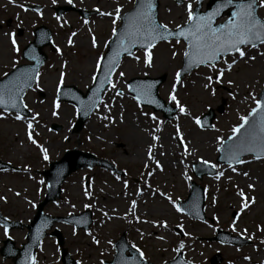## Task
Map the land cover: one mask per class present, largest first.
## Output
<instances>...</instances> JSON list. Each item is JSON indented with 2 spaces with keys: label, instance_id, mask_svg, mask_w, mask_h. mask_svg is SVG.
Listing matches in <instances>:
<instances>
[{
  "label": "rangeland",
  "instance_id": "rangeland-1",
  "mask_svg": "<svg viewBox=\"0 0 264 264\" xmlns=\"http://www.w3.org/2000/svg\"><path fill=\"white\" fill-rule=\"evenodd\" d=\"M63 1L69 0H56L57 3ZM133 1L71 0L75 8L96 10L87 23L82 21L75 10L69 11L58 21H53L50 10L47 13L44 11V21L52 20L56 27L55 44L59 52L48 53V59L39 71L38 83L23 97V103L31 111L30 117L17 120L15 113L0 110V159L19 167V171H0V197L3 198L0 199V212L11 220L28 224L35 213V206L44 195L45 182L41 173L48 166L46 161L58 160L66 150L76 147L106 158L126 172L125 176H119L98 167L80 169L66 178L62 184L61 197L44 207V212L52 216L78 214L86 209L92 212L93 222L87 231H76L64 223H55L52 227L62 233L64 245L76 264H102L104 260H110L114 253L113 243L121 233L125 234L132 246L140 249L146 260L154 264L172 258L178 249L183 251L186 259L196 264H209V258L217 252L223 258L220 264H262L264 159L247 157L243 159V164L229 167L217 163L216 156L221 141L255 105L257 94L264 84V44L256 48H242L246 57L247 54L256 57L262 55L260 58L263 59L249 61L245 60L246 57L240 58L239 53L227 56L226 60L221 58L216 63L215 70L205 65L197 67L184 75L179 83H176V72L182 64L185 50L183 41L177 43V40L171 39L156 43L150 49L135 50L122 59L113 75L118 82L115 83L112 77L108 89L123 95L116 94L114 106L107 113H100L102 120L95 115L99 110H95L90 115L94 117L93 122L89 117L78 132L72 130L76 119L73 106L64 102L56 103L54 100L60 80L82 91L91 86L92 81L85 84L80 74L87 71L86 81H90L92 72L95 75L97 64L107 47V40L121 23L120 18L115 16V10L126 7L123 12L128 11ZM163 1L170 11L172 8L178 9L172 15L168 11L169 19L158 18L160 24L170 30L177 28L179 19L187 18L186 5L189 2L195 4V0H182L179 4L174 0H159V3ZM29 2L54 4L47 0H0V78L15 65L24 62L13 48V40L18 48L21 46L20 40L25 43L32 39L31 29L39 19L33 12L22 11V4ZM206 3L207 0L203 3V10ZM257 12L264 20V7L258 8ZM226 18L224 15L217 22H223ZM79 40H84L85 44H80ZM148 57L151 58V67L145 64ZM233 58L237 62L231 70H227V64ZM158 59L160 63L166 61L163 67L167 70L157 66ZM125 67L130 68L129 77ZM221 69L225 70L218 83L217 76ZM141 72L147 74L142 75ZM163 74L165 82H162L158 91L160 98L177 107L176 101L170 99V95H175L179 104L185 108V113H190L191 119L194 118L169 139L171 144L162 135L166 131L173 133L171 124H175L179 118L182 120L179 108L175 118L164 119L161 112L141 107L128 94L126 87L133 77H157ZM165 74H169L167 79ZM209 76L213 78L211 83L206 79ZM164 84H167L166 88ZM174 84L176 87L173 92ZM205 84H209V87L206 88ZM164 88L169 91V96L163 93ZM222 100L225 101L224 111L216 113L212 128L199 127L196 120L209 108L216 109ZM99 106L101 108L102 103ZM64 110L68 114H63ZM54 111L56 115H53ZM126 114L148 124V152L145 142L123 137L127 130H132L127 123L119 122V117ZM152 115L156 117L155 120L150 118ZM29 122L32 124L31 129L27 127ZM52 124L59 125L60 129L51 130ZM162 124L165 127L150 135L152 127L157 128ZM189 128L196 129V132L189 136L186 133ZM169 149L172 154L168 152ZM175 157L180 161L175 162ZM197 161L215 165L216 174L201 180L195 178L191 173V163ZM190 181L197 182L205 190L204 222L195 221L176 210V202L185 198ZM106 194L112 198L108 199ZM244 203L249 206L243 208ZM233 211L236 216H233ZM126 212H130V216H126ZM106 213L115 214L119 218L105 220ZM165 224L166 227L161 226ZM217 228L245 236L252 243L238 248L209 240L216 234ZM26 232L27 229L22 227L10 231L7 236L15 241L16 246H20L25 242ZM5 237V231L0 226V246ZM11 263L10 259L4 260L0 256V264ZM35 264H61L59 248L53 237L48 235L42 241L37 249Z\"/></svg>",
  "mask_w": 264,
  "mask_h": 264
},
{
  "label": "snow or ice",
  "instance_id": "snow-or-ice-1",
  "mask_svg": "<svg viewBox=\"0 0 264 264\" xmlns=\"http://www.w3.org/2000/svg\"><path fill=\"white\" fill-rule=\"evenodd\" d=\"M70 2L71 0H69V3ZM53 3H55V0H53ZM202 3L203 0H196V5H201ZM262 7H264V0H217L215 6L211 10L199 12L196 10L193 3L189 2L186 5L187 29L173 33L168 31L166 25L155 24L152 14V0H139L137 10L130 17L126 18L128 23L126 24L125 31L122 35L129 42L140 39L148 41V47L153 46L154 42L157 40L166 39L167 36L175 35L177 37V43H180V37H183L187 42V50L184 51L183 56L187 58L191 64L197 67L205 65L206 67L215 70L216 61L225 55L239 53V57L244 58L245 51L242 50L241 46H251L252 48H256L257 43L264 44V20H261L256 13V9ZM225 9H231L230 16L223 23L217 24V18L222 19L221 14ZM115 11L117 14L121 12L120 8H117ZM105 15L110 14L105 13ZM113 23H115V21H113ZM180 27L181 26L179 25L177 26L178 29H180ZM160 29H163L164 32L162 33ZM113 34L115 35V30ZM69 42L71 43V40ZM93 44H95V41H93ZM120 46L125 47L124 39L121 40ZM13 48L17 51L19 50L16 48L15 40H13ZM125 50L128 51L129 49L125 47ZM57 51L59 52V49H57ZM172 55L175 56L176 53L173 52ZM249 59H255V57H249ZM236 62V59L233 58L231 63L227 64V70H231ZM145 64L151 67L150 57L146 58ZM99 67L100 63L98 62L97 68L99 69ZM114 67L115 64L113 63V65L110 66L109 71L113 70ZM224 70L225 69H221L217 76L218 83L221 82L220 77L223 76ZM120 75L123 76L124 73L121 72ZM180 77L181 73L179 71L176 72V83L180 82ZM93 79H95V77ZM206 79L211 83L213 78L209 76L206 77ZM29 80H31V76L17 79L16 81L10 82L9 85L0 88V106L13 109L17 108L18 104L16 99L19 97L20 93L23 92L24 88L29 86ZM112 86L115 87L114 84ZM175 87L176 85L174 84L173 92L175 91ZM205 87H209V84H205ZM150 89L151 85L139 88V95L149 96ZM116 94L118 96L123 95V93L119 91H117ZM170 99L176 101L177 107L181 113H185V108L179 104L175 95H170ZM139 102L138 99V103ZM147 102L152 103L153 101L149 99ZM255 103L256 107L252 109L249 116L258 113L260 116L259 121H253L251 123V127L239 144L229 146L228 158L230 160H235L237 163L244 162L240 160L239 157L245 151L251 152L255 148L264 151V98L256 99ZM20 104L25 108L27 107V105L23 104L22 100L20 101ZM56 107L58 108L59 105L57 104ZM88 107V105L84 106V108ZM56 114L57 113L54 111L53 115ZM15 119L21 120L23 117L17 112ZM152 119L155 120L156 117L153 116ZM240 119L245 123L248 122L246 117H241ZM196 123L199 125L201 122L197 119ZM27 127L28 129L32 128L31 122L28 123ZM244 127L245 124L242 123L239 127L233 128V134L235 135L239 133ZM29 139H32L31 134H29ZM153 139L157 138L153 137ZM231 139L232 137H229V140ZM32 142L35 143L34 140ZM257 158H259V156H257ZM45 159H47L46 155ZM157 167H159V164ZM213 167H215V165H213ZM229 167H231V164H229ZM233 171H235L234 168ZM222 174L223 173L220 175ZM245 175H247V173H245ZM249 187H251V185ZM0 199L3 198L0 197ZM133 206H135V202H133ZM248 206V203L242 205L243 208H247ZM176 210L180 211L179 208ZM161 226L166 227L167 225L165 224ZM5 235H7V229H5ZM94 242L98 243V241ZM133 247L135 248V245H133ZM180 247L183 248L184 245L181 244ZM136 251L140 253V257L143 259V253L140 252V249L136 248ZM32 264H35L34 259Z\"/></svg>",
  "mask_w": 264,
  "mask_h": 264
},
{
  "label": "water",
  "instance_id": "water-1",
  "mask_svg": "<svg viewBox=\"0 0 264 264\" xmlns=\"http://www.w3.org/2000/svg\"><path fill=\"white\" fill-rule=\"evenodd\" d=\"M216 2H217V0H210V3H209V9H207V10H211L214 6H215V4H216ZM137 3H139V0H137ZM152 3H153V9H152V14H153V18H154V21H155V24L157 25V23H156V15H157V6H158V3H157V0H152ZM196 10L197 11H199V6L196 8ZM200 12V11H199ZM121 31L122 30H120L119 32H118V37L117 38H119L120 37V35H121ZM175 36V35H174ZM167 37H170V36H167ZM146 44H148V42L146 43ZM36 43L34 42V43H32V44H30L29 46H28V48H26L25 49V51L26 50H28L30 47L31 48H33L34 50H36ZM39 49V48H38ZM39 51H40V49H39ZM43 59H44V57L43 56H41V54H40V52H38V54L37 55H35L34 57H33V60L35 61V64H40V63H42L43 62ZM38 62V63H37ZM112 66V65H111ZM109 68H110V66L108 67V69L106 70V72H105V74H104V77L102 78V79H99L98 80V84H100L101 82H103V85H102V87H101V89H103L106 85H107V83H108V78H109V75L111 74V72H112V70L111 71H109ZM114 69V68H113ZM18 70H20V71H27V76H31V80H29V86H31L32 85V82H33V76H34V74H35V72H36V65H34V66H30V67H28V68H26V67H19V68H17L16 70H14L12 73H10V75L9 76H7L6 77V79L7 80H11V82L12 81H16L17 79H12V76L18 71ZM1 82H3V81H0V83ZM131 84H133V85H142V86H148V79L147 80H139V79H136V80H133V81H131ZM29 86H27V87H29ZM157 86H158V83L156 82V83H154L153 85H151V89H150V95H149V97H150V99L153 101L152 102V104H156V103H158L159 102V100H158V98H157V95H156V89H157ZM27 87H25L24 89H26ZM22 93V92H21ZM20 93V94H21ZM260 98L262 99V98H264V93H263V95H260ZM257 115L258 113H254V115ZM86 118V114H83V116L79 119V121L77 122V124H76V127H75V129L76 130H78L79 128H80V126H81V123L83 122V120ZM55 128H57L56 126H55ZM237 144H239V143H236V142H233V141H227V142H225L224 143V145H223V148H222V150H221V155H220V157H219V161H225V162H235V160H230L229 158H228V150H229V146H231V145H237ZM252 153H254V154H256V155H259V156H262V155H264V151H261L259 148H255L253 151H251ZM247 153H249V152H247ZM247 153H243V154H247ZM242 154V155H243ZM241 155V156H242ZM240 156V157H241ZM80 157H82V158H84L82 161H81V163L80 164H75V160L76 159H79ZM239 157V158H240ZM61 163H66L65 165H64V170H61L60 172H59V174H58V176H60L59 178H58V180L57 179H55V177H56V172H57V169L55 168V165L57 164V163H52L51 164V170H49V171H47L46 173H45V175L47 176V178H48V183H50L51 184V188L50 189H53V186H54V189H55V193H53L54 195H50L48 198H54V196H57L58 195V185H59V183H60V181L67 175V174H69L71 171H73L74 169H76L77 167H79V166H84V165H88V166H92V165H94V164H99V165H102V166H104V167H110V168H112L111 167V165L108 163V162H106V161H104V160H98V159H96L94 156H92L91 154H83V153H81V152H76V151H71L70 153H68L64 158H62L61 159V161H60ZM59 162V163H60ZM200 166H205V165H202V164H199V167H194V172H195V174L197 175V176H199V177H201V175L203 174V173H213V171H212V169L209 167V166H207V168L206 169H203L202 167H200ZM1 167H6V165H4L3 163H1L0 162V168ZM55 184H56V187H55ZM198 195V198H199V200H198V211H197V213H192V212H190L193 216H197V217H199V218H203L204 216H203V213H202V211H201V208H202V203H203V199H202V189L199 187V186H197V185H195V184H192V189H191V193H190V195H189V199H191V198H193L195 195ZM188 199V200H189ZM186 202L187 201H184L183 203H181L180 204V206H181V208L183 209V210H185V211H187L188 210V208H187V206H186ZM42 205L43 204H41L40 206H39V208H38V214L36 215V220L40 217V212H41V209H42ZM0 219H1V217H0ZM50 224H51V222H49L48 223V226H50ZM55 234H57V236H58V239H59V243L60 244H62V238H61V236H60V234H58L57 232H55ZM40 239V237H38L36 240H33V241H31L32 242V244H34V245H36L37 243H36V241H38ZM124 248H126V246L124 245L123 246V249ZM18 252H19V250H17ZM122 251H124V250H122ZM65 255V254H64ZM128 258H131V260H133L136 264H145L141 259H140V257L138 256V254L135 252V251H132V250H130V252H129V255L127 256ZM29 261H30V259L28 260V262H27V264L29 263ZM220 261V259H212L211 260V264H214L215 262H219ZM17 262H16V260H15V264H16ZM111 264H116V262H114V263H111ZM147 264V263H146ZM168 264H189V263H187V262H184L182 259H181V254H178V256L176 257V259H174L173 261H171L170 263H168Z\"/></svg>",
  "mask_w": 264,
  "mask_h": 264
},
{
  "label": "bare ground",
  "instance_id": "bare-ground-1",
  "mask_svg": "<svg viewBox=\"0 0 264 264\" xmlns=\"http://www.w3.org/2000/svg\"><path fill=\"white\" fill-rule=\"evenodd\" d=\"M166 6H168V5L164 1H163L162 4H160V9H159L158 15H159V18L161 20H165V19H169L170 18L169 14H168V11L171 12V15H172V13H176V11L178 10V9L172 8V11H170ZM124 10H125V8H123L121 10V12H123ZM185 21H186V19H181V20L179 19V21H177L178 22L177 24L184 23ZM79 43L80 44H85V41L84 40H79ZM261 56L262 55H258L256 57V56H252V55L247 54V57L245 58V60L258 61L259 59H263V58H260ZM87 57H88V55H87ZM87 57H86V62L89 63V58H87ZM249 57H255V59H249ZM95 61L96 60H94V62ZM165 63H166V61H163L162 63H160L159 62V59H158L157 66L161 67L162 70H167V69H165L163 67L164 66L163 64H165ZM125 69L127 71V73H126L127 74V77H129L131 75L130 68L125 67ZM141 74L142 75H146L147 72H141ZM148 74H152V72H148ZM80 75H81V81L84 80V82H86L85 84H88V83L90 84V82L88 81L89 79L86 81L87 71L81 72ZM88 76H89V74H88ZM168 76H169V74H167V76L165 74V79H167ZM115 82H118V79H115ZM164 85H165V88H166V85L167 84H164ZM165 88L163 89V93L167 95L168 94V90H166ZM102 101H104V103H103V106L101 108V111L108 112L114 106V104H115L114 103L115 96L113 94V91L110 92V93L106 91L104 93V95H103V100ZM66 113L68 114V111L67 110H64L63 111V114H66ZM100 116H101V114H100ZM100 116L97 115L98 118H100ZM131 116H132L131 114H126V115H122V116L119 117V121L120 122L127 123L128 124V127L132 129V130H127L126 133H124L123 137L124 138H127V140H129V139L135 140V142H140V141L141 142L142 141L145 142V145H147L146 152H148V134H149L148 131H147L148 124H146L144 122V120H142V119L136 120V119L132 118ZM152 117L153 116H150V118H152ZM192 119H194V118H192ZM192 119H191V114L187 112V114L184 117H182V120L179 118V119H177L175 121V124H171V125H173L172 126V129L174 130L173 133H171V131H168V132L166 131L162 135V138L164 140H166V142H168L169 144H171V142H170L169 139H171V137H173L174 135L177 134V132L180 131L181 126L186 125L187 123H189L190 121H192ZM90 121L93 122V118H91ZM89 124H90V122H89ZM164 125L165 124H162V125L158 126L157 128L156 127H152L151 128V134L150 135H152L153 134L152 132H155L157 129H159L161 127L163 128ZM188 130L189 131H187L186 133L189 136L190 135H193L194 132H196V129H193V128H189ZM151 148L152 147H150L149 149H151ZM170 149L168 150V152L170 151L171 154H172L173 152ZM173 160L175 162H177V160L180 161L177 157H175V159H173ZM106 197L108 199L112 198L109 194H106ZM113 217H114L113 214L106 213L105 216H104V219L110 221Z\"/></svg>",
  "mask_w": 264,
  "mask_h": 264
},
{
  "label": "flooded vegetation",
  "instance_id": "flooded-vegetation-1",
  "mask_svg": "<svg viewBox=\"0 0 264 264\" xmlns=\"http://www.w3.org/2000/svg\"><path fill=\"white\" fill-rule=\"evenodd\" d=\"M39 10H41V8L39 9ZM54 11V15L56 16V9L54 8L53 9ZM44 25H46L50 30H51V32H52V37H53V35H54V32H53V29L51 28V25L49 24V23H43Z\"/></svg>",
  "mask_w": 264,
  "mask_h": 264
}]
</instances>
